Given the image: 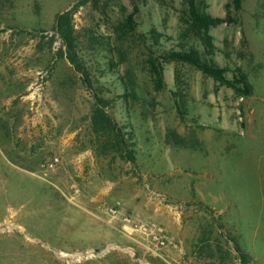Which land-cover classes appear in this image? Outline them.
<instances>
[{
  "label": "rangeland",
  "instance_id": "rangeland-1",
  "mask_svg": "<svg viewBox=\"0 0 264 264\" xmlns=\"http://www.w3.org/2000/svg\"><path fill=\"white\" fill-rule=\"evenodd\" d=\"M195 2L227 20L210 29L213 50L188 0H0V264H243L236 246L264 264V0L239 12ZM69 11L95 92L134 136L135 163L91 141L94 95L56 31ZM132 13L156 57L195 50L230 79L244 74L251 93L176 62L160 87L138 36L123 54L116 46ZM116 206L159 224L167 245L125 231Z\"/></svg>",
  "mask_w": 264,
  "mask_h": 264
},
{
  "label": "trees",
  "instance_id": "trees-1",
  "mask_svg": "<svg viewBox=\"0 0 264 264\" xmlns=\"http://www.w3.org/2000/svg\"><path fill=\"white\" fill-rule=\"evenodd\" d=\"M189 1V13L194 27L198 32L203 34V40L208 49L213 50L212 36L210 35V29L217 27L225 22L226 19L214 17L206 12H200L196 6L195 0ZM231 7L235 11L239 12L242 9L243 0H230ZM135 14L128 15L124 21H119L116 25L115 43L118 47L120 54H123L124 46L127 43H134L135 36L139 43H142L144 49L148 51V60L146 62L150 65L156 82L160 87L164 82V69L165 65L176 62L189 64L203 74L213 78L216 82H219L223 86L234 89L237 93L242 95H249L251 93L250 86L246 80L244 74H241V78L230 79L228 77V68L222 67L220 64L213 62L212 60L204 59L200 57L199 53L195 50L188 52L184 51H171L167 52L163 57L158 58L152 53L150 46L148 45V38L145 35L138 34L136 30ZM73 12H64L57 15L56 18V31L62 38V42L66 47L65 54L75 70L81 74L85 85L92 91L94 95V106L92 110L91 128H92V143L96 145L99 151L113 158H120L132 163L136 162L135 142L133 134L127 131L114 116L109 112L110 100L101 97L95 92V81L91 75L90 69L86 62L80 55L79 39L77 36L76 28L74 26ZM151 38L156 43L159 42L161 34L156 30L151 32ZM113 61V59H112ZM243 85V86H242ZM134 86V85H133ZM130 88L132 96L137 94L135 86ZM236 251L239 254L243 264H250L248 255L243 250L236 246Z\"/></svg>",
  "mask_w": 264,
  "mask_h": 264
},
{
  "label": "built area",
  "instance_id": "built-area-1",
  "mask_svg": "<svg viewBox=\"0 0 264 264\" xmlns=\"http://www.w3.org/2000/svg\"><path fill=\"white\" fill-rule=\"evenodd\" d=\"M54 163H51V166H53ZM111 214L114 217H119L121 220V223L123 225V228L127 232H131V229L136 230H141L144 232L145 235H148L152 238V240L160 246H166L167 245V240H166V234L165 230L156 222H147L146 224H138L135 222L131 216L128 214H123L121 210L116 206L114 208L110 209ZM141 226V227H138Z\"/></svg>",
  "mask_w": 264,
  "mask_h": 264
}]
</instances>
